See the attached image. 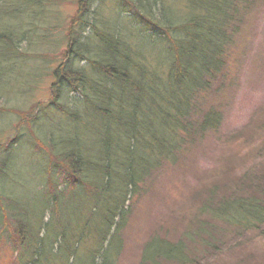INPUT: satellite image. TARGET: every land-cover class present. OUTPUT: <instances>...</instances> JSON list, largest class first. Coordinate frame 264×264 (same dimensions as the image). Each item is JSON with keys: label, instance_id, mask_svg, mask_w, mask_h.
<instances>
[{"label": "trees", "instance_id": "trees-1", "mask_svg": "<svg viewBox=\"0 0 264 264\" xmlns=\"http://www.w3.org/2000/svg\"><path fill=\"white\" fill-rule=\"evenodd\" d=\"M116 2L113 13L106 6L115 0H77L67 30L54 39L32 29L52 18L44 0H0V88L8 90L0 96L16 100L39 81L41 65L26 70L32 60L23 61V42L41 46L33 58L50 79L45 104L0 106L27 127L0 137V242L12 264H117L120 233L141 186L160 168L184 165L192 141L221 120L217 108L201 105L228 79V55L244 20L236 14L248 1ZM150 32L164 43L158 50ZM259 141L245 150L252 158L264 149ZM23 159L38 164L29 205L22 178L14 177ZM263 165L243 159L215 171L224 181L196 187L186 226L175 238L151 236L138 264H199L225 232L262 229Z\"/></svg>", "mask_w": 264, "mask_h": 264}, {"label": "rangeland", "instance_id": "rangeland-1", "mask_svg": "<svg viewBox=\"0 0 264 264\" xmlns=\"http://www.w3.org/2000/svg\"><path fill=\"white\" fill-rule=\"evenodd\" d=\"M247 1L249 9L236 14V17L241 14L244 20L234 35L228 55V79L224 80L218 95L209 97L201 105V108L213 105L220 111L218 127L192 141L194 148L188 152L191 155L186 157L184 165L160 168L141 186L140 193L133 198L130 213L120 233L123 248L117 264H138L144 244L153 235L177 237L196 204L193 198L195 188L215 180L224 181L225 175H214L215 171L231 168L243 159H247L249 167L264 164V149L258 157L252 158L250 150L244 156L245 150L250 145H256V141L264 144V0ZM44 3L52 18L47 27L43 28L39 23L32 29L56 39L67 30L76 13L77 0H44ZM106 7L112 11L118 10L116 0L115 4L109 3ZM103 15L107 16L106 12ZM6 22L13 25V21ZM35 50L41 52V47L38 49L35 46ZM61 50L56 53L55 59L60 60ZM33 57L31 65L25 64L26 70L33 74L36 73L35 68L41 65L39 81L25 85L16 100L12 96H0V106L26 110L32 103L45 104L48 101L50 79L42 74V61ZM0 92L8 90L0 88ZM39 114L40 122L44 123L42 111L39 110ZM17 122L14 113H0L1 140L27 130L25 125L17 126ZM34 151L38 149L34 148ZM19 167L21 170L14 172V177L15 180L22 178L21 182L25 184L23 202L29 205L37 193L38 180L33 169L38 164L35 160L23 159ZM261 227L260 230L240 233L225 232L227 234L218 247L201 256L199 264H264V225ZM13 260L14 256L6 244L0 242V264H12Z\"/></svg>", "mask_w": 264, "mask_h": 264}, {"label": "bare ground", "instance_id": "bare-ground-1", "mask_svg": "<svg viewBox=\"0 0 264 264\" xmlns=\"http://www.w3.org/2000/svg\"><path fill=\"white\" fill-rule=\"evenodd\" d=\"M153 1H156L157 3H162L163 0H153ZM156 12H158V10H156ZM124 24H126V23L122 20V25H124ZM36 26H37V25H36ZM23 28L26 29L25 26H23ZM124 30H127V29H124ZM136 30H137V29L134 30V33H135V35H136L137 37L140 38V34H139ZM150 33H151V32H150ZM147 35L149 36L148 41H153V40H154L152 43H153L155 46H157V47H155V50H158L161 46L164 45V43L160 41L161 39L156 38V37H153V38H152V33H151V34H148V33H147ZM151 39H153V40H151ZM162 39H163V38H162ZM24 41H25V40H24ZM25 42H26V41H25ZM35 46H37L38 49H40V47H41V46L38 44V42H37V43L35 42V40H33V42L30 43V45L27 44V43H24V42H23V44H21V47H20L19 50H21V52H22V53H21V56H22L23 61H24V60H25V61H30L31 58L33 57V53L35 54V53L38 52V51L35 50ZM34 51H35V52H34ZM161 51H162V50H161ZM161 51H159V52H161ZM25 58H26V59H25Z\"/></svg>", "mask_w": 264, "mask_h": 264}]
</instances>
